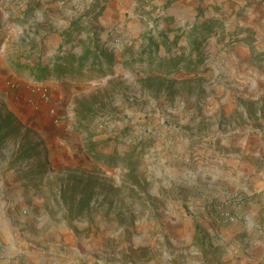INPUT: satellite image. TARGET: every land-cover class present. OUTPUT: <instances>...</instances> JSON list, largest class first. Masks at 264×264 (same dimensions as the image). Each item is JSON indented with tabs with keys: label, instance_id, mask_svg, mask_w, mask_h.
Listing matches in <instances>:
<instances>
[{
	"label": "rangeland",
	"instance_id": "374dc122",
	"mask_svg": "<svg viewBox=\"0 0 264 264\" xmlns=\"http://www.w3.org/2000/svg\"><path fill=\"white\" fill-rule=\"evenodd\" d=\"M2 50L0 238L209 263L200 219L264 187V0H0Z\"/></svg>",
	"mask_w": 264,
	"mask_h": 264
},
{
	"label": "crops",
	"instance_id": "0c3cea01",
	"mask_svg": "<svg viewBox=\"0 0 264 264\" xmlns=\"http://www.w3.org/2000/svg\"><path fill=\"white\" fill-rule=\"evenodd\" d=\"M0 53L1 89V85L5 83L7 66L3 50ZM200 222L204 259H211L207 264H264V187L254 202L239 213L236 221L224 224L211 219H200ZM176 228L178 232H182L181 225L178 224ZM179 235L178 239H183L181 233ZM4 241L0 238V264H75L72 259L61 263L59 259L46 256L41 248L30 247L22 250L16 241ZM183 243L179 248L185 246V249H180L179 253H200L192 245L190 235ZM171 259L172 255L168 256L164 252L161 260L152 264H170ZM185 260L182 264H205L194 259Z\"/></svg>",
	"mask_w": 264,
	"mask_h": 264
},
{
	"label": "built area",
	"instance_id": "2783aa9c",
	"mask_svg": "<svg viewBox=\"0 0 264 264\" xmlns=\"http://www.w3.org/2000/svg\"><path fill=\"white\" fill-rule=\"evenodd\" d=\"M218 215L220 220H222L225 223L233 221V215H231L230 213H226L224 211L219 210Z\"/></svg>",
	"mask_w": 264,
	"mask_h": 264
}]
</instances>
